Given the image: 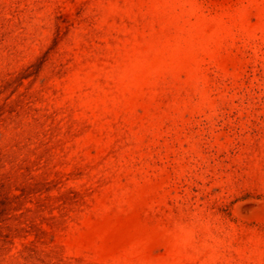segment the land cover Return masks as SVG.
Segmentation results:
<instances>
[{"label":"rangeland","instance_id":"374dc122","mask_svg":"<svg viewBox=\"0 0 264 264\" xmlns=\"http://www.w3.org/2000/svg\"><path fill=\"white\" fill-rule=\"evenodd\" d=\"M0 264H264V0H0Z\"/></svg>","mask_w":264,"mask_h":264}]
</instances>
